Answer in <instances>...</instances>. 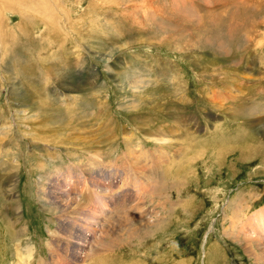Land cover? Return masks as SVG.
Instances as JSON below:
<instances>
[{
  "label": "rangeland",
  "instance_id": "obj_1",
  "mask_svg": "<svg viewBox=\"0 0 264 264\" xmlns=\"http://www.w3.org/2000/svg\"><path fill=\"white\" fill-rule=\"evenodd\" d=\"M43 1L1 44L0 264L17 239L48 254L37 166L90 143L141 180L158 165L116 188L119 246L93 264H256L234 235L264 208V0Z\"/></svg>",
  "mask_w": 264,
  "mask_h": 264
},
{
  "label": "bare ground",
  "instance_id": "obj_2",
  "mask_svg": "<svg viewBox=\"0 0 264 264\" xmlns=\"http://www.w3.org/2000/svg\"><path fill=\"white\" fill-rule=\"evenodd\" d=\"M42 1L0 0V60L4 50L1 49L2 40L9 39L8 35H12L10 32L16 28H10L7 25V13L14 14L15 11H22L23 14L33 11L35 14H42L45 19H48V2L43 1L44 3L41 4ZM166 136H170V134L157 135L153 139L157 143L165 144L169 140ZM39 137L43 140L48 139L47 135H39ZM74 137L76 142H87L86 144L92 142L93 139L95 140L93 136L88 138L85 135L80 136V134ZM58 140H61V138ZM90 144L85 147L90 151L89 154L85 155L86 163L82 158L80 161L78 160L77 164L72 162L65 166L54 165V168L49 171L44 169L47 166L45 164H39L38 168L36 167L43 171V173L40 171L41 183L38 188V197L46 203L48 208L43 205L46 207L44 209L54 213L55 219H53V222H56V225L48 228L49 238L45 241L48 250L46 256L43 254L35 255L34 243H24L21 239L14 240L16 258L13 264H93L97 257L107 255L119 246L118 225L120 223L117 224L119 219L116 213L125 205L122 202L127 203L130 199L128 191L121 196L116 188L122 184L126 185L128 189L134 188L135 190L136 188L139 191L137 185H143L144 182L148 183L149 174L152 176V170L157 169L158 165H154V167L150 165L151 168L146 170L147 174L149 172L148 175L146 174L147 179L143 177L144 179L141 180L133 176L132 171L129 175L124 168L119 167L115 162L111 161L109 164L103 162L100 151L95 146H90ZM160 147L157 146L155 152L151 154L153 158L159 159L165 156L164 147ZM133 152L134 150H129L130 154ZM143 168L141 170H144ZM130 169L132 170V167ZM37 174L39 175V173ZM152 179L151 182L155 181L154 178ZM240 207H237L234 211L237 213ZM233 227L235 228V226ZM235 234L236 239H239L245 245L248 254L254 257L255 263L264 264V208L248 217L241 230L235 232Z\"/></svg>",
  "mask_w": 264,
  "mask_h": 264
},
{
  "label": "built area",
  "instance_id": "obj_3",
  "mask_svg": "<svg viewBox=\"0 0 264 264\" xmlns=\"http://www.w3.org/2000/svg\"><path fill=\"white\" fill-rule=\"evenodd\" d=\"M213 226V225H212ZM212 226L211 227H209V228H212Z\"/></svg>",
  "mask_w": 264,
  "mask_h": 264
}]
</instances>
